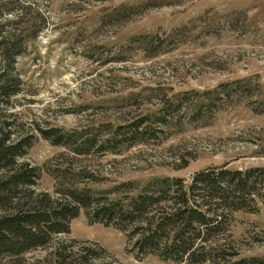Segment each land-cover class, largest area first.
Masks as SVG:
<instances>
[{
    "label": "rangeland",
    "instance_id": "1",
    "mask_svg": "<svg viewBox=\"0 0 264 264\" xmlns=\"http://www.w3.org/2000/svg\"><path fill=\"white\" fill-rule=\"evenodd\" d=\"M0 24L4 34L24 40L13 64L17 91L0 97V130L28 137L17 159L38 168L33 190L62 198V187L75 184L110 188L114 197L155 176L188 182L207 166H264V0H0ZM222 82L229 96L219 93L194 117L170 105L154 135L121 137L112 150L73 153L40 131L76 129L102 138L182 91ZM262 194L255 210L223 215L199 264L239 256L264 264ZM133 238L88 221L79 208L68 232L24 251L21 263L53 264L54 248L63 245L73 264H81L86 248L94 253L82 264H197L155 251L136 257Z\"/></svg>",
    "mask_w": 264,
    "mask_h": 264
},
{
    "label": "trees",
    "instance_id": "2",
    "mask_svg": "<svg viewBox=\"0 0 264 264\" xmlns=\"http://www.w3.org/2000/svg\"><path fill=\"white\" fill-rule=\"evenodd\" d=\"M3 31L0 24V97L17 91L13 64L24 47L23 39ZM219 93L230 95L227 82L193 94L182 91L174 101L159 106L152 114L144 113L126 124L116 125L102 138L76 129L51 127L40 131L43 137L73 153L112 150L121 143V137L142 139L147 132L154 135L156 127L165 123L170 105L187 109L189 116L194 117L204 103ZM27 145L28 137L11 138L8 131L0 130V259L18 260L17 264H22L24 251L47 244L55 233L68 232L69 220L79 208L84 209L88 221L111 225L133 236L130 249L136 257L155 251L174 261L199 264L207 257L201 249L223 227V215L236 209L255 210L256 200L264 191V166L228 168L222 163L195 170L188 182L181 177L155 176L136 191L114 197L108 196L110 188L65 185L60 190L62 198H53L46 191L30 187L38 177V168L17 159ZM122 184L119 182L114 188ZM64 248L63 245L54 248L53 264H73L71 255L62 252ZM92 251L86 248L81 264L92 257ZM261 262L256 256H239L222 264Z\"/></svg>",
    "mask_w": 264,
    "mask_h": 264
}]
</instances>
